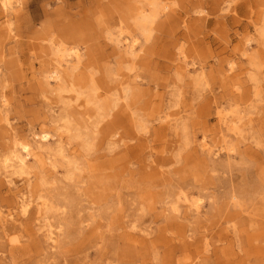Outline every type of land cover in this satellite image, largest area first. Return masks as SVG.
Returning <instances> with one entry per match:
<instances>
[{
    "label": "rangeland",
    "instance_id": "obj_1",
    "mask_svg": "<svg viewBox=\"0 0 264 264\" xmlns=\"http://www.w3.org/2000/svg\"><path fill=\"white\" fill-rule=\"evenodd\" d=\"M147 1L64 9L95 60L75 92L44 79L58 1L0 6V264H264V0H168L143 37Z\"/></svg>",
    "mask_w": 264,
    "mask_h": 264
},
{
    "label": "bare ground",
    "instance_id": "obj_2",
    "mask_svg": "<svg viewBox=\"0 0 264 264\" xmlns=\"http://www.w3.org/2000/svg\"><path fill=\"white\" fill-rule=\"evenodd\" d=\"M23 1L26 2V0H0V6L4 10L13 9L15 6L23 3ZM56 1H58L57 4H59L55 12L56 16H60V15L65 16L66 14H64L65 13L64 9L70 12L72 8H77L80 6V0H76V2H74L73 4L68 3L67 0H55V2ZM91 2L96 3L97 7H100L108 4L109 2H111V0H95V1L86 0L87 6H89ZM167 2L168 0H148L146 4L142 2H138L141 4L138 7H136L135 9L136 11L132 15L131 19H132V24L136 27V29L139 31V34L141 36L146 37V35H148L152 31L153 28L152 23L154 22L156 17L160 13L164 12V10L169 8V4ZM105 7H108V5H106ZM42 12H43V16L46 18V21L44 22V27L41 30V32L47 34L50 33L51 35L54 36V38L50 37L48 39V42H49V46L53 47V52L58 58V59L56 58L55 60L58 66H56L55 69L49 71L45 75L44 77L45 83L49 84V82H51L50 80L55 82L54 90H56L57 92L66 90V88H68L70 91L75 92L77 87H75V84L69 80V77L74 78L73 72L77 69L79 73H82V71L85 70L86 66L87 68L89 67L92 68L93 63L95 62L93 57L88 56L89 62L87 63V65L81 69L78 68V65L80 64L84 54L81 52V48H80V42H82L81 41L82 38L80 39L81 30L80 27L77 25L78 24L77 22L81 21L83 17L79 16L80 11L77 10L74 14H71L72 17H75L76 19H72V17L68 14L67 16H65L67 18V20L65 19L66 22L60 23L56 21L55 23L53 20H51V17H49V12H47L46 9H43ZM171 15L172 14H170L169 16ZM20 19L23 21L22 17H20L17 21L18 37L23 38V36H26V38L29 40L28 41L19 40V42L21 44L30 47H35V46L46 47V45L41 44L39 42L40 40L43 41L46 37L45 36L43 37L40 34V32H39V36L32 35L28 37L27 36L28 34H26V31L23 29V25L21 24ZM263 19H264V11H263ZM262 30L264 31V26L262 27ZM136 42H137V38L135 37H132L131 40H129L126 48L129 49L130 53H132L133 46L136 44ZM170 43L177 44L178 39H173L170 41ZM62 61H65L66 63L64 67L61 65ZM77 75L79 76L81 74H77ZM90 76L91 77L89 78V80L90 82H92L93 78L91 73ZM1 101H2L1 109H3L5 107V102H6L5 97L3 95H1ZM50 135L51 134L47 130L41 129L38 133H34V137H33L34 142H31L29 140L20 141V142L15 141L14 149H13L14 151L13 156L15 160H13V162L10 163L9 165L17 167L21 172H25L24 170L27 169L26 159L28 157L35 158L36 153H35L34 145L46 141L47 138L50 137ZM202 146L207 147L208 149L213 147L205 140L202 141ZM36 148L38 149L39 147ZM27 173L28 172H26V174ZM17 194H19V191L18 193H15V196H17ZM17 204L19 208H21V210L26 211L29 201H27V199L25 198H21L20 201L17 202ZM49 238L51 240H55L51 236Z\"/></svg>",
    "mask_w": 264,
    "mask_h": 264
}]
</instances>
